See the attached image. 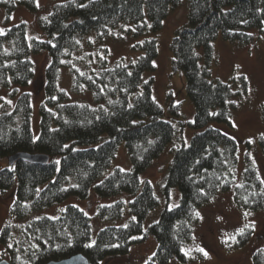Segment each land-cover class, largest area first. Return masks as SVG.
Segmentation results:
<instances>
[{"label": "trees", "instance_id": "obj_1", "mask_svg": "<svg viewBox=\"0 0 264 264\" xmlns=\"http://www.w3.org/2000/svg\"><path fill=\"white\" fill-rule=\"evenodd\" d=\"M186 5L187 22L171 42V69L184 76L194 113L193 120L176 122L184 115L181 105L172 102L168 111L174 121L166 120L154 97V78L147 76L156 71L157 35ZM21 7L40 11L38 0H0L5 13L0 94H8L0 98V158L25 153L47 156L49 163L20 159L0 171V192L14 194L10 220L0 233V261L49 264L84 255L90 264H104L153 238L157 246L148 264H188L202 257L201 251H190L199 211L218 196L233 194L246 214L264 211V180L229 133L241 104L237 99L247 95V79L241 76L242 87L235 90L234 82L213 71L220 35L243 47L264 38V0H56L52 11L38 18L42 36L33 38L26 23L6 27ZM108 41L131 43L134 58L113 61ZM88 46L94 51L85 50ZM40 53L50 63L36 136L33 95L22 90L36 79L32 58ZM64 72L72 78V92L91 94V104L71 100L61 86ZM122 145L131 168L110 173ZM167 151L172 158L158 194L143 176ZM174 191L180 198L171 207ZM91 195L119 199L98 208L96 216L113 224L95 237L92 217L69 203ZM160 196L166 208L147 226L162 204ZM58 206L63 208L57 217H33ZM126 214L129 219L116 224ZM252 233L245 228L233 247H244ZM253 261L264 264V247Z\"/></svg>", "mask_w": 264, "mask_h": 264}, {"label": "rangeland", "instance_id": "obj_2", "mask_svg": "<svg viewBox=\"0 0 264 264\" xmlns=\"http://www.w3.org/2000/svg\"><path fill=\"white\" fill-rule=\"evenodd\" d=\"M40 11L32 13L26 8H19L12 16V25L26 23L29 37H40L42 31L38 25V18L47 15L52 11L56 0H38ZM187 5L173 12L165 23L164 29L157 35L159 41V57L156 61V71L147 77L154 78V97L157 102L166 110V120L174 121L168 109L172 102L181 105L183 116L176 119V122L183 120H193V104L186 93L185 78L182 74H175L171 69V42L176 30L187 22ZM5 13H0V25L4 24ZM94 40V38H93ZM92 40V41H93ZM107 45L111 50L113 61L121 58L131 59L134 54L131 52V43H119L118 41H108ZM87 47V46H86ZM97 47V46H96ZM215 61L213 65L214 75L224 82H234L235 90L241 89L240 77L247 79V95L237 99L239 110L235 113L232 123L234 129L229 132L240 142L241 156L250 153L264 180V38L258 39L252 46L243 47L236 43L224 41L221 35L214 41ZM89 51L93 48L88 46ZM94 51V50H93ZM36 69V79L26 89L33 95L34 119L33 127L35 135L39 134V106L45 99L44 85L45 72L50 63L46 53L33 56ZM234 80V81H233ZM61 86L66 89L71 100L79 103H92L91 94L85 92L76 95L72 92V78L70 74H62ZM7 93L0 94V98H8ZM172 96V98H169ZM224 130H229L223 127ZM194 133L187 132L190 137ZM250 144L249 146L247 145ZM168 153V154H167ZM160 157L152 167L144 174L143 180L150 181L158 194H160L166 171L171 161L172 155L167 151ZM9 166V161L0 158V171ZM115 168L129 170L131 163L125 145L120 146L116 159L112 163L110 173ZM161 200L162 197L160 196ZM179 192L172 193L171 207L179 203ZM119 199H101L96 195H91L87 200L72 199L69 203L78 205L93 219L94 237L97 232L113 223L100 220L97 210L102 205L111 204ZM14 201V194H2L0 192V233L4 225L10 220V212ZM162 200L160 208L153 211L147 220V226L157 220L160 212L166 208ZM63 206H58L33 217L43 215L57 217ZM129 219L126 214L122 221L116 224H124ZM21 223V222H15ZM251 228L253 233L248 244L244 247H233L235 238L242 233L245 228ZM157 243L153 238H149L143 243L136 244L130 254L125 257L109 259L104 264H148L155 253ZM264 247V211L253 214H246L235 204L233 194L225 193L218 196L210 205L199 211V223L196 227V240L190 248L192 253L203 249L207 255L202 253V257L192 260L188 264H254L253 256ZM2 257V246L0 244V258ZM171 264H180L173 262Z\"/></svg>", "mask_w": 264, "mask_h": 264}, {"label": "water", "instance_id": "obj_3", "mask_svg": "<svg viewBox=\"0 0 264 264\" xmlns=\"http://www.w3.org/2000/svg\"><path fill=\"white\" fill-rule=\"evenodd\" d=\"M23 159L30 164H47L49 163V157L43 155H29L20 153L9 159L11 165L17 160ZM0 264H10L7 260L0 261ZM49 264H90L89 260L84 255H78L67 260L60 262H51Z\"/></svg>", "mask_w": 264, "mask_h": 264}, {"label": "snow or ice", "instance_id": "obj_4", "mask_svg": "<svg viewBox=\"0 0 264 264\" xmlns=\"http://www.w3.org/2000/svg\"><path fill=\"white\" fill-rule=\"evenodd\" d=\"M57 163H59V162H57ZM199 251H201V252H204V250H203V249H199ZM204 254H205V255H207V253H206V252H204Z\"/></svg>", "mask_w": 264, "mask_h": 264}]
</instances>
